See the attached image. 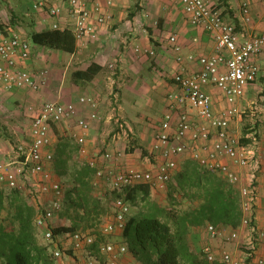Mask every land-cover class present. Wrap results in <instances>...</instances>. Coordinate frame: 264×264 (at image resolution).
<instances>
[{
    "label": "built area",
    "instance_id": "2783aa9c",
    "mask_svg": "<svg viewBox=\"0 0 264 264\" xmlns=\"http://www.w3.org/2000/svg\"><path fill=\"white\" fill-rule=\"evenodd\" d=\"M71 27L61 26L58 22L52 24V29H70L76 40L95 39L96 24H104L112 19L109 8L115 0H68ZM51 0H33L32 7L36 11H46L51 17L62 16V8L50 3ZM190 22L203 26L214 33L218 53L196 56L188 54L189 62H197L199 68L189 71L184 63L182 47L177 36H169L175 58L181 67L173 76L177 90L168 94L171 107L184 106L194 111L199 123L190 118L189 110L181 111L177 117L173 112H166L160 124L153 149L160 155V161L153 169L129 168L114 170L111 167H97L95 185L106 183L110 193L108 219L101 224L98 231L79 229L64 232L69 248L80 251L82 258L78 264H144L135 260H125L127 252L125 244L111 241L100 242L101 236H109L116 231H123L128 221L131 201L128 191L139 184H148L150 188H166L177 167V156L187 150L184 139L187 136L195 142L192 147V158L202 166L216 170L224 175L240 194L242 219L236 228L208 223L206 231L210 237L220 243L237 241L241 233H245V257H255L256 264H264V214L259 219L258 208L260 195L258 193L257 171L264 168V147L261 134L257 128L259 122L264 124V99L255 102L248 110L239 109L237 102L245 95L246 89L258 74L259 67L254 61L264 48V29L256 31L241 39L236 26L224 21L219 9L207 0H178ZM241 8L244 19H251L250 3L242 0ZM96 16L94 17V15ZM94 19V21H93ZM135 51L140 52L139 46ZM152 54V51H145ZM31 45L28 39L11 25L0 27V85L8 91L19 88L38 89L47 82V70L41 69L33 73L22 65L30 58ZM22 65V66H20ZM113 67L114 64L109 65ZM211 84L224 95L227 107L222 113H216L212 106V98L205 86ZM82 104H95L93 98L81 96ZM76 109L72 103L46 101L31 120L30 143L19 147L18 157L0 162V189L9 191L20 189V179L28 175H36L40 182L34 183L38 195L50 194L49 198L37 203V214L34 223L40 236L46 243L55 264H64L67 256L65 249L54 235L55 225L52 220L58 218L65 206V191L61 182L56 179L49 166L54 159L51 149L52 139L50 129L52 123H58L75 115ZM249 114L253 117L251 130L245 135L246 142L233 136L229 130V121L234 116ZM93 112L91 118H96ZM258 118V119H257ZM78 125L87 130L89 122L81 118ZM175 127V129L173 128ZM81 153L86 152L83 136L78 137ZM102 161L108 163L113 159L111 151L101 155ZM95 166L94 161H90ZM240 169H253L245 177ZM264 170V169H263ZM104 181V182H103ZM32 190V189H31ZM264 213V205H262ZM263 251L259 254L258 251ZM204 256L209 262L220 261L224 264H247L245 259H238L234 251L226 245H205Z\"/></svg>",
    "mask_w": 264,
    "mask_h": 264
},
{
    "label": "crops",
    "instance_id": "0c3cea01",
    "mask_svg": "<svg viewBox=\"0 0 264 264\" xmlns=\"http://www.w3.org/2000/svg\"><path fill=\"white\" fill-rule=\"evenodd\" d=\"M14 1L18 3L19 10L29 9L27 14L31 15L29 18L33 19L34 28L38 31L51 28L54 22H58L64 27H71L68 0H51L50 2L62 8V16L59 18L51 17L46 11L34 10L28 1ZM207 1L220 10L225 22L236 26L241 34V39L264 29V0H248L251 11L249 21L244 19L241 8L242 0ZM133 2L136 5L131 8ZM135 10L136 12L131 15ZM109 11L113 15L112 19L104 24H96L97 37L83 41L76 40L74 52L32 44L30 58L25 63L22 62V65L35 74L41 69L47 70L46 84L41 85L38 89L19 88L12 91L5 90L0 85V162L13 158L15 147L19 149V147L30 143L31 120L46 101L72 103L76 109L75 115L67 120L52 123L50 129L54 159L50 163L53 164V169L51 166L49 168L51 172L56 171L57 157L61 155L64 157L65 172L54 175L63 185L64 191L74 185H79L77 172L84 164L94 161L95 166L92 167L95 169L101 167L103 163V166L109 167L102 161L101 156H98V153L101 142L108 141L107 145L112 144L110 142L111 135H113L114 145L119 150L117 156L111 152L116 160L114 166L122 170L123 167L130 168L127 167V161L132 158L131 156L136 157L141 149L136 147L133 152L127 151L125 140L131 133L133 135L130 136L136 140L134 147L143 145L144 150L152 155L156 164L160 161V155L154 151L153 146L166 112L171 111L174 117H177L181 111L189 110L190 118L198 125L199 120L194 111L178 105L173 108L168 99V94L178 88L173 76L181 67V63L175 58L169 36L172 34L177 36V41L182 47L184 59L182 64L189 71H195L199 68L198 63L189 62L187 56L190 53L196 56L218 53L214 33L203 26L193 25L178 0H115ZM2 24H9L23 30L22 26L13 25L11 22L4 21ZM26 25L28 24L26 23ZM25 33L24 31V34H21L29 40ZM137 46L141 48L140 52L135 51ZM147 50L152 51V54L145 52ZM254 61L258 64L259 71L256 79L248 85L245 95L237 102L239 109L248 110L255 102L264 99V48L254 57ZM111 63L114 64L113 67L109 66ZM90 65L99 67L97 72H85ZM108 67L116 68L113 71L115 75L110 76V72L108 74ZM115 84L117 90L112 96L113 91L110 89ZM205 88L211 95L214 111L222 113L228 105L223 93L211 84L206 85ZM108 92L110 93L109 97ZM81 96L93 98L95 104H82ZM93 112L97 113L96 118H91ZM81 118L89 122L90 127L87 130L78 125L77 121ZM253 121V117L246 113L242 117L234 116L229 121L230 133L246 142L245 135L251 130ZM173 128L175 129L174 126ZM257 128L263 132L264 124L259 122ZM106 132L107 135H104ZM80 136L85 139V153H81V145L77 142ZM261 140L260 148L263 149L264 134H261ZM184 142L187 145V150L177 156V167L171 179L181 168V163L185 159H193L192 147L195 142L190 136H187ZM236 167L245 177L253 172L250 167L243 169ZM263 169L262 166V169L257 171V190L260 195L258 217L261 218V221L264 214L262 208L264 205ZM94 182L95 174L92 195L102 201L109 199L110 193L107 184L99 182L97 186ZM101 189L106 190L108 194L103 193ZM21 190L23 191V189ZM23 192L27 195L25 191ZM42 195L45 199L50 197V194ZM179 198L180 202L185 203L184 208H186L188 203L181 198V194ZM29 199L34 205L42 201L40 196L37 199L34 197ZM139 211L141 209L131 211L129 217ZM106 218H109L108 212L101 216L103 220ZM58 220L62 221L61 216L54 218L53 224ZM67 222L70 224V219L64 218L65 225H69ZM207 224L192 227L188 234L189 249L195 254L202 253L204 256L203 247L200 250V247L197 246L196 236L205 237L206 245H216L219 242L210 237L206 231ZM38 237L40 240V236ZM109 239L114 243L127 246L123 231H116L110 235ZM57 240L58 242L61 240L59 234ZM245 242V233H241L239 240L222 242V245L233 250L238 259H245L247 264H256L255 257H245V248L242 246ZM65 243L68 244V242ZM70 250L75 256V264H78L82 253L71 248ZM258 253L263 254V251L259 250ZM67 257L63 259V263L72 264L71 261L67 263ZM123 258L142 262L136 259L129 249ZM215 263L222 262H212V264Z\"/></svg>",
    "mask_w": 264,
    "mask_h": 264
},
{
    "label": "trees",
    "instance_id": "16d2710c",
    "mask_svg": "<svg viewBox=\"0 0 264 264\" xmlns=\"http://www.w3.org/2000/svg\"><path fill=\"white\" fill-rule=\"evenodd\" d=\"M20 17L13 13L12 22L25 19L28 38L33 44L70 53L75 51L76 38L70 29L38 31L32 18ZM98 69L90 65L85 72L95 73ZM56 171L65 172L62 155L56 159ZM95 172L88 163L78 170L79 185L66 189L65 206L60 213L71 222L55 226L54 235L94 227L108 212L110 200L102 201L91 193ZM168 187L173 203L178 200L175 193H180L188 206L175 209L146 201L141 211L128 218L123 230L129 251L144 264L212 263L202 253L195 254L189 249L188 234L192 227L209 222L238 227L242 219L238 190L224 175L202 166L196 159H185ZM150 194V185L139 184L128 191V199L135 202L141 195L146 200ZM36 214V206L22 190L0 189V264H54L48 247L39 240L34 223Z\"/></svg>",
    "mask_w": 264,
    "mask_h": 264
},
{
    "label": "rangeland",
    "instance_id": "374dc122",
    "mask_svg": "<svg viewBox=\"0 0 264 264\" xmlns=\"http://www.w3.org/2000/svg\"><path fill=\"white\" fill-rule=\"evenodd\" d=\"M24 1H28L30 7L32 8V2L33 0H24ZM136 1V0H135ZM18 3L14 0H0V23H4V21L6 22H11L18 26H22L23 30L26 32L25 35L28 37V25H26L27 22H25V19H18L17 22H12V15L13 13L17 14V15H20L21 17H30L31 15L30 14H27L29 13V9H24L23 11L19 10V7L17 5ZM136 5L135 2L132 3V7L131 8H134ZM139 8V7H138ZM20 17V18H21ZM6 25H9V24H6ZM15 25V26H16ZM15 29L17 28L19 30V32H21L22 34H24V31L22 29H20L19 27H14ZM16 29V30H17ZM30 41V39H29ZM32 42L30 41V45L32 46ZM116 69V68H115ZM115 69H111L110 67H108V74L110 72V76H113L115 75L113 71H115ZM113 72V73H112ZM113 91L111 93V95L113 96V93L117 90V87H116V84L111 87L110 91ZM110 96V93L108 92V97ZM110 133V132H109ZM104 135H107V132L106 134ZM130 135H133L132 133ZM128 135L127 138H126V142H127V151L129 152H133V149L138 147V148H141L139 151H138V155L135 156H131L132 158L127 161L128 163V166L127 167H130V168H137V169H153L154 168V164H156V162H154L155 160L152 158V155L149 154V152L145 151L144 149V146L143 145H137L134 147L135 145V138H133L132 136ZM115 140V139H114ZM108 142V141H107ZM107 142H101V145L100 146V151L98 153V156L102 155L103 153L107 152V151H111L115 156L118 155V152L119 150L116 148V146L114 145V142H113V135H111V138H110V142L113 144L111 145H107ZM15 154L12 156L13 158H19L18 157V153L17 151L19 150L18 147H15ZM115 159L113 158L112 160H110V162L106 163L109 165V167H111V169H114V170H121V168H116L114 166V163H115ZM143 161H145V163H143ZM104 164V163H103ZM103 164H101L103 166ZM111 164V165H110ZM51 166V169H53V164H50ZM124 168V167H123ZM122 168V169H123ZM125 169V168H124ZM52 174L53 176L56 174L58 175L57 171H52ZM55 175V176H56ZM54 176V177H55ZM56 178V177H55ZM57 179V178H56ZM40 182V179L38 176L36 175H28L27 177H23L20 179V185H21V189H23V191L26 192V194L28 195L29 198H35L37 199L38 196H40L41 200L43 201L44 196L43 195H38L37 192H35L34 188H36V186H34V183H38ZM169 182L167 183V186L166 188L162 189H158V188H152L151 189V194L149 196L148 199H144L141 195H139L137 198H136V201L135 202H132L131 201V211H135V210H139V209H142L147 203L146 201H151V202H155L157 204H159L160 206H164V207H173L175 209H183L185 207V203H183L182 201L180 202L179 200L177 199H180V193H175L176 194V202H172V200L170 199L169 197V194H168V190H169ZM25 189V190H24ZM32 189V190H31ZM102 192H106L108 194V192L104 189H101ZM108 198V197H107ZM109 200H110V197H109ZM60 218V216H59ZM62 221L61 220H58L56 222H54L55 226H59V225H65L64 224V217H61ZM105 222V219H101L99 224L95 225L94 227H88L86 228L85 230L87 229H93L92 231L94 233H99L98 229L100 227L101 224H104ZM67 224H69V222H67ZM61 236V240L59 241V243L61 244V246L65 249V251L67 252V263L68 261H71L72 264H75V259H74V255H72V251L70 250L69 246L65 243L66 242V237H64V233H60L59 234ZM110 237V235L107 237L105 236H101L100 237V242H103V241H111L110 239L108 240V238ZM195 239H197L196 243H197V246H199L200 250H202L201 248L204 247L206 245V238L203 237V236H196ZM40 240H41V243L45 244L46 241H44L41 237H40ZM208 241V240H207ZM113 242V241H111ZM221 244L223 243H220V242H217L216 243V247L220 246ZM197 248V247H196ZM79 257L81 258V254L79 255ZM72 259V260H70ZM74 260V261H73ZM78 260V259H76ZM55 264V262H54ZM209 264H212V263H209ZM215 264H222V263H215Z\"/></svg>",
    "mask_w": 264,
    "mask_h": 264
}]
</instances>
